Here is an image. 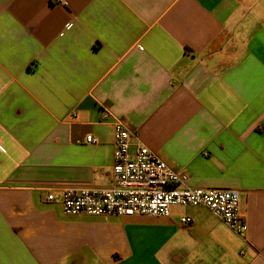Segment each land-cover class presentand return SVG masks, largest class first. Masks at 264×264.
<instances>
[{"label": "crops", "instance_id": "obj_1", "mask_svg": "<svg viewBox=\"0 0 264 264\" xmlns=\"http://www.w3.org/2000/svg\"><path fill=\"white\" fill-rule=\"evenodd\" d=\"M116 119L238 192L247 232L202 206L65 214L64 188L111 186ZM0 264H264V0H0Z\"/></svg>", "mask_w": 264, "mask_h": 264}, {"label": "built area", "instance_id": "obj_2", "mask_svg": "<svg viewBox=\"0 0 264 264\" xmlns=\"http://www.w3.org/2000/svg\"><path fill=\"white\" fill-rule=\"evenodd\" d=\"M110 115L106 113L104 119ZM114 126V166L107 188H64L61 206L65 214L77 216L168 217L171 207H206L235 234L247 232L236 191L191 188L186 177L178 175L145 146L131 151V133L116 119ZM87 144L96 143L92 136ZM53 201V195L47 196ZM190 225V218H183Z\"/></svg>", "mask_w": 264, "mask_h": 264}]
</instances>
